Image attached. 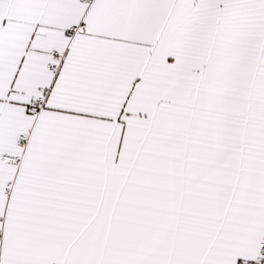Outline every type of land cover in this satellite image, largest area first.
<instances>
[{
    "label": "snow or ice",
    "instance_id": "obj_1",
    "mask_svg": "<svg viewBox=\"0 0 264 264\" xmlns=\"http://www.w3.org/2000/svg\"><path fill=\"white\" fill-rule=\"evenodd\" d=\"M0 264H264V0H0Z\"/></svg>",
    "mask_w": 264,
    "mask_h": 264
}]
</instances>
